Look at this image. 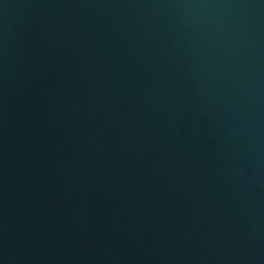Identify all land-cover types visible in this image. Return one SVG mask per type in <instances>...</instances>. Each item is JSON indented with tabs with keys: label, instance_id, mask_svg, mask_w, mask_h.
Returning <instances> with one entry per match:
<instances>
[{
	"label": "water",
	"instance_id": "obj_1",
	"mask_svg": "<svg viewBox=\"0 0 264 264\" xmlns=\"http://www.w3.org/2000/svg\"><path fill=\"white\" fill-rule=\"evenodd\" d=\"M0 264H264V0H0Z\"/></svg>",
	"mask_w": 264,
	"mask_h": 264
}]
</instances>
